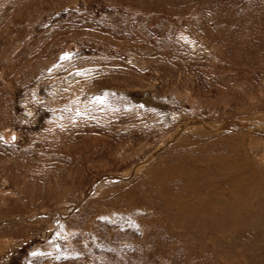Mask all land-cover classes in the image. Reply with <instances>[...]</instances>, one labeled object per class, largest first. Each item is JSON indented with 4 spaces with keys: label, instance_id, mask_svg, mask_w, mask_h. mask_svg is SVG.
Masks as SVG:
<instances>
[{
    "label": "rangeland",
    "instance_id": "obj_1",
    "mask_svg": "<svg viewBox=\"0 0 264 264\" xmlns=\"http://www.w3.org/2000/svg\"><path fill=\"white\" fill-rule=\"evenodd\" d=\"M0 264H264V0H0Z\"/></svg>",
    "mask_w": 264,
    "mask_h": 264
},
{
    "label": "bare ground",
    "instance_id": "obj_2",
    "mask_svg": "<svg viewBox=\"0 0 264 264\" xmlns=\"http://www.w3.org/2000/svg\"><path fill=\"white\" fill-rule=\"evenodd\" d=\"M245 123V122H244ZM246 124V123H245ZM238 126H239V124H237ZM241 125H243V124H241ZM263 125V124H262ZM235 126V125H234ZM244 126V125H243ZM257 125H255V127H256ZM231 127H233L232 125L231 126H225L224 128H231ZM241 127V126H240ZM215 163V162H214ZM208 164V163H207ZM191 176V175H190ZM244 177V176H243ZM108 178V177H107ZM113 179H118V177H113ZM177 190V189H176ZM214 190V189H213ZM168 191H169V189H168ZM167 191V192H168ZM185 193V192H184ZM236 205V204H235ZM238 205V204H237ZM185 206V205H184ZM234 206V205H233ZM240 209V208H239ZM233 212V211H232ZM234 213V212H233ZM60 216H62L63 217V215L61 214ZM223 218V217H222ZM232 218V217H231ZM232 219H234V218H232ZM232 221V220H231ZM217 222V221H216ZM223 222H225V221H223ZM236 222V221H235ZM231 223V222H230ZM239 223V222H238ZM237 223V224H238Z\"/></svg>",
    "mask_w": 264,
    "mask_h": 264
}]
</instances>
